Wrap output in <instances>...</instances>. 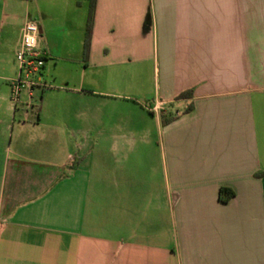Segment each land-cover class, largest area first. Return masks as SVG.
<instances>
[{
	"label": "crops",
	"instance_id": "1",
	"mask_svg": "<svg viewBox=\"0 0 264 264\" xmlns=\"http://www.w3.org/2000/svg\"><path fill=\"white\" fill-rule=\"evenodd\" d=\"M92 1L0 0V264H264V0Z\"/></svg>",
	"mask_w": 264,
	"mask_h": 264
},
{
	"label": "built area",
	"instance_id": "2",
	"mask_svg": "<svg viewBox=\"0 0 264 264\" xmlns=\"http://www.w3.org/2000/svg\"><path fill=\"white\" fill-rule=\"evenodd\" d=\"M41 35L38 26L33 21H27L22 28L21 42L16 51V62L19 67V74L11 81L12 101H19L22 89L33 87L41 81L40 72L44 66L45 54L39 49ZM44 88H49L43 84Z\"/></svg>",
	"mask_w": 264,
	"mask_h": 264
},
{
	"label": "rangeland",
	"instance_id": "3",
	"mask_svg": "<svg viewBox=\"0 0 264 264\" xmlns=\"http://www.w3.org/2000/svg\"><path fill=\"white\" fill-rule=\"evenodd\" d=\"M143 69L142 73V81L140 83L136 84H126L127 87L125 89L128 92H135V93H141V95H144V98H141V100H138L144 105H149V101L145 98L147 95L150 97L154 96V90H155V83L152 78V67L146 66ZM43 80H46L47 85L49 86L48 90H55L60 88H67L70 89V86L66 84L64 86H60V84L56 83L47 72H43ZM121 86V85H120ZM121 89L123 87L121 86ZM23 98V96H22ZM25 98V97H24Z\"/></svg>",
	"mask_w": 264,
	"mask_h": 264
},
{
	"label": "trees",
	"instance_id": "4",
	"mask_svg": "<svg viewBox=\"0 0 264 264\" xmlns=\"http://www.w3.org/2000/svg\"><path fill=\"white\" fill-rule=\"evenodd\" d=\"M94 4L95 0L92 1V9L89 15V20L87 24L86 36H85V44H84V59L86 60L89 55L90 47H91V38H92V27L94 20ZM192 97V91L183 92L179 95L178 99ZM234 195V192L227 188H222L220 190V197L223 202L227 201L230 197Z\"/></svg>",
	"mask_w": 264,
	"mask_h": 264
}]
</instances>
